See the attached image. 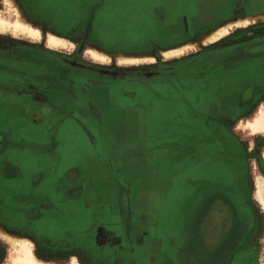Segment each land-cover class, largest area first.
Listing matches in <instances>:
<instances>
[{"label": "crops", "instance_id": "1", "mask_svg": "<svg viewBox=\"0 0 264 264\" xmlns=\"http://www.w3.org/2000/svg\"><path fill=\"white\" fill-rule=\"evenodd\" d=\"M25 1L26 17L42 29L43 39L14 44V54L9 58L30 59L48 71L28 74L14 68L15 75L31 77L26 83L30 91H20L18 88L24 85L17 82L14 91L0 95V109L5 106L2 101L10 102L6 97L13 98L6 103L10 104L11 115L4 123L9 131H0V225L33 240L39 250L59 254L77 250L79 253L72 257L82 264H162L168 254L177 264H210V242L220 240L218 235H211L228 233L235 224L233 237H224L215 253L225 264H258L255 242L260 216L251 205L253 199L259 203L257 180L253 196L239 165L242 148L232 145L234 137L229 136L227 127L239 119L232 115V108L238 106L246 83H251V91L259 96V86H264V54L252 59V72L244 70L250 67L245 64L228 74L236 86L210 88L204 86V73L192 75L190 52L168 58L165 53L196 41L185 33L194 26H205L206 20L198 24L200 18L213 21L215 0ZM239 3L244 4L240 5L243 12L210 28L264 13V7H254L264 5V0ZM48 32L65 38L74 47H50ZM91 48L111 55L112 62L92 59L88 55ZM4 55L2 59L7 57ZM145 55L156 60L119 63L120 56ZM0 69L6 68L1 65ZM257 70L262 72L257 74ZM195 81L201 86L195 88ZM37 82L47 83L48 88L40 89ZM156 89L164 95L154 96ZM192 92H196L197 100L190 96ZM228 97L234 104L225 102ZM178 103L180 108L174 110L173 105ZM182 115L200 119L197 126L207 134L194 137L160 124L165 133L161 132L163 141L150 143L154 117L177 121ZM75 125L82 141L70 135L67 126ZM100 137L108 143L107 159L98 146ZM69 143L74 144L70 149ZM63 154L70 156L69 162ZM211 156L228 168L232 178L228 187L225 182L217 187L199 186L204 199L195 213L194 225L196 219L201 225L204 219L215 218L216 222L196 228L201 235L198 243L189 242L195 231L192 226L187 241L168 250L151 227L159 221V208L181 173L179 164L187 158ZM205 172L203 178L193 180V185L215 178L214 169ZM231 193L246 207L227 203ZM86 209L91 211L88 218ZM112 215L115 217L111 219Z\"/></svg>", "mask_w": 264, "mask_h": 264}, {"label": "rangeland", "instance_id": "2", "mask_svg": "<svg viewBox=\"0 0 264 264\" xmlns=\"http://www.w3.org/2000/svg\"><path fill=\"white\" fill-rule=\"evenodd\" d=\"M14 2L17 4V0H14ZM215 0L217 10L216 13L213 14V21H208L207 17L200 18L198 24H202L203 20L205 21V26L202 25L200 27H193V23H191V28L189 32L185 33V36H187L189 39H192L193 37H196V41H199L198 48L191 50L190 55L191 57L199 58L197 57L198 54L202 52H207V51H212V52H220V51H225V50H234L237 48V50H245L246 47H252L256 43L264 41V20L260 19L258 20L257 23L250 24L249 26H242L240 22L235 23L232 26V31L230 34L226 35L225 37L221 38L220 40H217L216 42L210 43V44H205L202 40L201 33L204 30H207L213 25H216L217 23L224 22L225 20H228L232 17H235L237 14H240L243 12L244 7H240L239 0ZM5 0H1L0 7H2V15L5 16L6 18H9L10 20L15 19V15L12 14V11L9 9V5H4ZM18 5V4H17ZM26 17L27 11L25 8H21L20 5H18ZM255 8H262L264 5L256 4L254 6ZM55 12H59V7L54 9ZM11 13V14H10ZM12 15V16H11ZM75 15V13H74ZM14 18V19H13ZM57 18V17H56ZM27 19V17H26ZM74 19H76L74 17ZM28 20V19H27ZM240 20V19H239ZM238 20V21H239ZM32 23V22H31ZM33 24V23H32ZM228 25V24H226ZM224 25V26H226ZM38 27V26H36ZM40 28V27H39ZM41 29V28H40ZM216 27L210 28L209 31L206 33H209L213 30H215ZM42 30V29H41ZM43 32V31H42ZM49 33V32H48ZM47 33V34H48ZM44 34V33H43ZM198 35H201L199 38L197 37ZM205 35V34H204ZM29 40H32L30 38H27L23 35H14L12 32H1L0 31V54L7 57H4L3 59L0 60V66H5L6 69L1 70L0 69V95L6 96L8 92L7 90L14 91V83L20 82L24 86H20L18 88L20 91H26L29 92L30 86H26V83H30L31 77L27 75H15L14 74V68L16 69H23L24 72L26 73H34V72H46L48 71L47 68L43 65L36 64L34 61L28 59L24 60H19V59H10L9 56L11 54H14V44H26L27 42H31ZM67 49V48H65ZM69 49V48H68ZM63 52V54H69L67 51H60ZM33 55H37L34 54ZM86 58V57H85ZM195 66V65H194ZM246 70V69H244ZM243 70V71H244ZM194 75L195 73H201L202 71H206L209 73L214 74L213 76H218L219 75V67L217 66H210V64H204L201 66H195L192 68ZM218 79V77H216ZM214 80V79H213ZM217 80H215L216 82ZM199 83V81H198ZM38 87L40 89L48 88V84L44 82H37ZM251 83H246L245 86L250 87ZM192 85L195 88H198L201 86V83L199 85L196 83H192ZM151 86V85H150ZM209 87V86H207ZM161 88V87H159ZM212 88V86L210 87ZM261 89L259 96L256 97L254 103L252 106L244 107V106H239L240 102L238 101V106L237 109L232 108V115H238L239 119L234 122V123H229L227 127V132L229 136H233L234 138L231 139L232 145L234 147H237V149H241L242 151V156L241 159L239 160V165L242 168V173H243V180L244 182L246 181L249 185L250 190L253 193V196L255 195V191L257 190L256 185H255V179L257 180L258 175H263L264 176V134L263 133H252L249 129L245 128L241 124V128H239V123L241 120H245L247 118H251L252 115L253 117L256 115L258 112V108L261 104L264 103V86L260 87ZM263 89V90H262ZM156 94L154 93V96H157V94H163L161 89H156ZM164 91V90H163ZM168 92V91H164ZM196 92H192L190 95L194 100H197V95H195ZM207 94V93H206ZM230 94V92H228ZM79 95L84 96V93H79ZM178 99L180 100V96L177 95L176 93L174 94ZM115 98L117 96H114ZM120 98V97H119ZM163 100H166L167 96H163ZM6 99L10 100L9 101H2L4 102L5 106L0 109V131L3 133H8L9 131V126H6L4 123L7 122L5 119L6 117H10V104H6L7 102L11 103L13 102L12 96L6 97ZM233 102V101H231ZM179 104V105H178ZM174 104L173 108L176 110V108H180L181 103ZM258 109V110H257ZM181 110V109H180ZM231 110V109H229ZM165 120L161 116H157L156 118L154 117V123L151 124V137L152 140L150 139L151 144H156L159 142L163 141L162 133L163 129L161 128L160 124L163 125L164 128L170 127L171 129L177 127L175 132L177 133H183L187 132L189 135H194V137H197L199 134L205 135L207 134L206 130L204 131L200 127L197 126L199 124V120L194 117H190L189 115H182L179 116L178 120H170V117H165L163 116ZM68 129L70 128L71 131L70 135H73V138L76 140H79V132L77 129V125L75 126H67ZM150 127V125H149ZM165 134V133H164ZM79 141H82V138H80ZM74 144L69 143L67 148L70 149L72 148ZM107 141L106 139L100 137L99 139V149L101 152L104 154V158L107 159L106 156V150H107ZM239 147V148H238ZM63 157L67 162H69V155L66 156V154H63ZM64 162V161H63ZM220 161H217L216 159H213V157H206L204 159H192V158H187L183 160L179 166L181 167V173L177 178L174 180V184L168 191V197L162 208H159V221L151 227L153 230V233H155V237L160 238L163 240V246L168 247V250L170 249V246L173 245V249L176 248V246H180L182 243L186 242L188 239L187 233L189 232L188 229L194 226V235L189 236V242H194L198 243V237L201 235L199 234L198 231H196V228L199 226H206L207 224L214 225L213 223L216 222L215 218L212 219H204L203 225H201L200 219L195 220V225H194V218L195 213L201 209L203 205V199H204V194L200 191H198L199 186H208V185H213L217 187V184H222L225 182V186H229V181L232 178L231 174L227 170L228 168H225L223 164ZM238 163V162H237ZM79 164H77L78 166ZM217 167L215 168L214 166ZM222 167H218V166ZM71 167V166H70ZM81 167V166H80ZM178 167V166H177ZM211 169L213 172V169L215 170V178L214 176L209 179V182L206 183H195L193 185V180L203 178L206 174V170ZM226 169V172H225ZM67 173V172H66ZM65 173V174H66ZM119 177V174H117ZM230 176V177H229ZM224 178L226 181H224ZM221 180V181H219ZM239 183V181H238ZM118 186L122 187V183L118 180ZM233 193H235L233 191ZM236 194L230 195L229 198H227V203L235 202L239 205L241 209L244 208L246 205L244 202L241 203L239 202L236 197H233ZM254 198V197H253ZM226 199V198H225ZM236 199V200H235ZM226 203V209L228 208V205ZM234 203V204H235ZM212 204V203H211ZM243 204V205H242ZM251 205H254V209L259 212V225H258V231L257 235L258 237V243L255 242V247H256V252H257V257H258V264H264V239H262L261 236H264V210L261 205L256 201V199H253L251 202ZM213 207V206H212ZM246 207V206H245ZM87 213V216L85 218H88V215L91 214L90 209H86L85 211ZM204 218H205V213H203ZM111 217V216H110ZM115 217L112 215L111 219ZM228 225L230 224L229 222L227 223ZM210 225V226H211ZM236 225L234 224L232 226V230L228 233H217L211 235V238L214 235H218L220 237V240L214 239V241L210 242V264H225V262L222 261V258H219L218 253L216 254L215 252L221 247H219L220 241L224 239H231L233 237L232 232H235ZM10 232V231H8ZM11 233V232H10ZM202 233V232H200ZM19 235V234H16ZM20 236V235H19ZM22 237H26L21 235ZM211 240V239H210ZM261 240V241H260ZM33 241V240H32ZM33 247L34 251L36 253L37 258L40 260H45V261H56V262H61V263H68L70 262L72 255L79 253L77 250H69L66 253L59 254L58 251H43L39 250L38 246L35 245V242L33 241ZM13 245L11 244L10 241L0 238V264H7L9 259H10V253L12 252ZM175 253V251H173ZM86 254V253H84ZM86 256H89L88 254ZM70 259V260H69ZM172 260V264H177L175 261V258L168 254V259L161 260L162 264H171L169 261ZM158 264V263H156Z\"/></svg>", "mask_w": 264, "mask_h": 264}, {"label": "bare ground", "instance_id": "3", "mask_svg": "<svg viewBox=\"0 0 264 264\" xmlns=\"http://www.w3.org/2000/svg\"><path fill=\"white\" fill-rule=\"evenodd\" d=\"M4 5H9L10 11L15 15L14 20H10L3 16L2 7H0V31L1 32H12L14 35H23L33 40L43 39V32L39 27L34 26L30 21L26 19L22 13L20 7L14 2V0H5ZM11 14V13H10ZM12 16V15H11ZM264 20V13L252 15L250 14L246 18H241L239 21H231L226 26H220L215 30L206 33L201 37V40L205 44H210L220 40L232 31V26L237 22H240L242 26H249L250 24L257 23L258 20ZM39 40V41H40ZM47 44L52 48H73L74 45L63 37H60L53 32H49L46 37ZM199 41L189 42L182 46L168 50L165 56L176 57L189 53L191 50L198 48ZM88 55L95 60L110 63L113 57L107 53L99 52L96 48L88 50ZM155 56H120L119 63L121 64H140L143 62H154ZM242 126L249 129L252 133H263L264 134V106H261L253 118L245 119L242 122ZM258 187V201L264 210V176L258 175L257 177ZM264 230V229H263ZM264 239V236H261ZM0 238L6 239L13 245L10 259L7 264H82L76 256H73L68 263H58L51 261H44L37 258L33 247V241L27 237L16 235L8 232L6 228L0 225ZM261 241V240H260Z\"/></svg>", "mask_w": 264, "mask_h": 264}, {"label": "flooded vegetation", "instance_id": "4", "mask_svg": "<svg viewBox=\"0 0 264 264\" xmlns=\"http://www.w3.org/2000/svg\"><path fill=\"white\" fill-rule=\"evenodd\" d=\"M1 3V0H0ZM17 4L20 5L21 7L25 8L26 1L25 0H17ZM27 8H25L26 10ZM264 54V41L256 43L252 47H246L245 50H225V51H220V52H212V51H207V52H202L198 54L197 57H191L190 58V63L192 66H201L204 64H210V66H217L219 67V75L218 76H213L214 74L202 71L201 73L198 72V74L204 73L205 75V80L207 83H205L204 86H236L234 80L229 79L228 74L231 72H234L235 70L237 71V68L239 66H244L245 64H250L253 62V58L255 56ZM76 57H79V52H77ZM2 59V55L0 54V60ZM186 62L180 61L179 65ZM194 66V67H195ZM193 68V67H192ZM250 68V69H249ZM254 66L250 64V67H247V71L252 72V69ZM262 71H256L257 74ZM255 73V72H253ZM218 77V79L216 78ZM202 79V76L200 75L199 77ZM214 79V80H213ZM209 80V81H208ZM215 80H217L215 82ZM252 89V88H251ZM250 87L245 86L242 90L240 98L237 100L240 102L239 106H248L249 104H253L256 97L257 93L254 91H251ZM229 95V94H228ZM225 102L228 104L231 102V99L228 97V99H224ZM223 100V102H224ZM234 104V102H233Z\"/></svg>", "mask_w": 264, "mask_h": 264}]
</instances>
